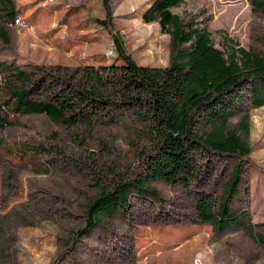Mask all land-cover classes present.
<instances>
[{
  "label": "rangeland",
  "instance_id": "obj_1",
  "mask_svg": "<svg viewBox=\"0 0 264 264\" xmlns=\"http://www.w3.org/2000/svg\"><path fill=\"white\" fill-rule=\"evenodd\" d=\"M102 1L13 0L16 22L10 44L0 41V62L54 76L65 68L122 65L109 32L94 23L104 19ZM154 1L109 0L114 30L134 62L164 68L170 38L157 23L143 21ZM248 1L185 0L171 12L199 21L215 44L223 33L248 48L252 24L264 21L252 16ZM111 120L100 118L91 131L67 130L44 116L13 120L0 152V264H264V248L238 227L216 235L196 215L197 193L220 192L227 162L213 161L199 187L154 184L161 204L131 196L126 212L102 217L79 238L85 204L136 161ZM248 126L250 159L232 208L248 210L253 224L264 225V107L249 110ZM30 146L43 151L28 166L16 164L13 156Z\"/></svg>",
  "mask_w": 264,
  "mask_h": 264
},
{
  "label": "trees",
  "instance_id": "obj_2",
  "mask_svg": "<svg viewBox=\"0 0 264 264\" xmlns=\"http://www.w3.org/2000/svg\"><path fill=\"white\" fill-rule=\"evenodd\" d=\"M184 1L155 0L143 17L144 23H157L161 34L170 38L169 64L164 68L134 62L114 30L109 0L102 1L104 19L94 23L109 32L115 60L122 65L65 68L61 76H54L0 62V152L5 148L3 134L19 117L44 116L67 130L84 131H91L100 118H111L125 132L136 161L114 174L85 204L79 238L95 229L102 217L126 212L131 196L161 204L156 183L199 187L216 161L229 165L226 182L218 193H197L198 219L216 235L238 227L264 248V225L253 224L248 210L232 208L250 159L249 110L264 107V21L252 24L248 48L223 33L215 44L199 21L171 12ZM248 2L252 16L264 20V0ZM16 15L13 0H0V41L6 45ZM42 151L22 147L14 161L28 166Z\"/></svg>",
  "mask_w": 264,
  "mask_h": 264
}]
</instances>
